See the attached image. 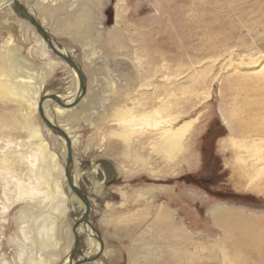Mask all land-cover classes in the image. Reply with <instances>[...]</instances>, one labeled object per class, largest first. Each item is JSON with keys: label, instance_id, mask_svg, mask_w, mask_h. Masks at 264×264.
<instances>
[{"label": "rangeland", "instance_id": "rangeland-1", "mask_svg": "<svg viewBox=\"0 0 264 264\" xmlns=\"http://www.w3.org/2000/svg\"><path fill=\"white\" fill-rule=\"evenodd\" d=\"M25 1L35 5L36 0ZM63 1L51 12H45V28L53 43L56 42L55 48L83 69L85 89L82 93L87 97L70 118L69 125L77 136L71 148L80 172L75 181L82 189L89 186V191L85 189L84 192L91 207L88 220L94 238L103 244V250H108L106 256L99 254L102 260L106 264H176L171 256H162L159 251L171 239L146 238L144 243L132 248L137 232L149 225L154 211L166 200L184 218L189 230L201 232L193 234L197 245H209L207 236H210L222 245L232 264H264V166H261L264 159L255 161L263 171L253 170L254 183L258 187L247 186L239 175L249 161H238L237 150L226 143L228 136H242L237 127L253 120L264 122V82L260 80V84L256 75L245 73L246 69L257 65L249 62L250 53L255 58L264 55V0H122L118 24L115 12L121 0ZM8 2L6 5L0 0V47H5L10 37L12 44L17 45V55L26 57L38 69L45 68L50 58L59 61L41 89L42 95L46 90L53 95L55 88L68 78L65 73L72 66L51 50L32 25L16 16L10 0ZM83 13L87 19L80 22L78 18ZM67 22L72 26L69 30L64 28ZM30 26L45 42L48 55L32 52L35 40L31 38ZM107 31L115 33L116 43L107 42ZM64 48L70 50L65 52ZM139 54L148 56L146 60L152 59L158 65L164 62L170 72L178 67L179 72H183L179 75L181 82L187 81L192 69L195 73V92L184 93L181 102L185 110L183 118L197 113L198 118L182 151L172 161L150 160L149 169H154V173L148 169L137 171L126 158L121 141L109 136L113 125L104 121L107 119L105 113H111V81L116 82L117 87L129 86L132 90L138 72L134 57ZM3 64L0 60V66ZM235 67L244 72L237 73ZM2 90L0 88V224H5L3 229L8 233L13 229L17 201L25 199L12 195L18 190L27 195L37 185L32 174L35 166L25 157L28 146L26 114L20 102ZM40 111L37 108L32 120L40 124L50 151L56 154V160L64 168L67 156L62 165L60 146L53 134L47 133ZM237 111L234 116L232 113ZM247 154V159L263 158L264 149L254 156ZM95 161L101 162L104 170L110 172L103 184L105 190L100 192L91 188L98 175L91 171ZM66 179V176L60 177L67 203L72 191ZM51 203L41 209V216H47L51 224H60L50 213ZM56 204L62 213V203ZM69 205L66 204L67 211L61 221V224H74L69 231L72 232L71 245L65 253L78 258L75 247L85 249L87 242L81 234L75 237L73 228L84 219L82 214L75 222L72 218L79 212H74ZM135 209L137 212L133 211ZM129 210L136 213L135 219L114 220L115 215L127 214ZM215 212L223 213V219L217 223ZM230 212H240L245 220L239 223L228 220ZM102 215L106 220L101 219ZM239 232L245 235L238 236ZM5 240V236H1L0 247H6ZM175 241L186 250L193 245L189 239ZM217 252L216 247L200 251L186 264H218L214 257ZM78 263L90 264V260L81 259Z\"/></svg>", "mask_w": 264, "mask_h": 264}, {"label": "bare ground", "instance_id": "bare-ground-1", "mask_svg": "<svg viewBox=\"0 0 264 264\" xmlns=\"http://www.w3.org/2000/svg\"><path fill=\"white\" fill-rule=\"evenodd\" d=\"M8 1L9 0H3L6 5L9 4ZM18 1L23 3L24 6H28H26L27 8L25 7L27 11L30 15H33L44 28L47 24H45V12H51L57 5L64 2L63 0H36L34 3L35 5H31L25 0ZM122 2L121 0L118 6H116V24L119 23L120 14L122 12ZM12 4L13 1L10 0L11 8ZM85 17L86 14L83 13V16H80L78 19L81 22L84 21ZM64 26L65 25H63V27ZM71 27L70 23L67 22L64 28L69 30ZM30 30H33L32 26H30ZM33 32L34 31H32L33 35L31 38L35 40V44H33L34 49H32V52L39 53L41 56L48 55L45 42L37 36L38 34ZM107 36V42L109 44L111 42L116 43L117 37L114 32L107 31ZM6 42L7 45L5 47H0V51L4 53V55L0 56V60L4 63L0 66V77H2L0 78V88L3 89V92L16 98L15 101L20 102L21 108L26 114L25 127L28 132V146L25 157L35 166L32 174L37 186L30 190L27 195L20 194V190H18L16 194L14 192L12 195L13 197L17 196L18 198L25 199H23L22 202L17 201L18 209L13 213V229L7 233L3 229L5 224H0V245L2 244L1 236H5L6 239V247H0V264H81L78 263L81 259L90 260V264H106L99 254L102 253L105 255L108 250H103L102 242V245H100V242H98L99 240H95L92 224L89 220L79 221L80 216L85 211L84 209H86V202L89 203L88 197L84 192L89 186H85V189H82L75 181L78 180L80 172L77 168L76 157L74 155H72L74 163H71L68 168L70 179L73 184H75L77 193H83L87 198L84 199L79 197L72 191L70 185H68L72 194L67 203L70 204L69 206L74 212H79V215L72 219H75V222L79 221L76 224L77 228L83 229L79 231L76 227L73 228L74 235L76 237V235L81 234L80 236L85 237L87 246L85 249H76L75 247L74 251L79 252L78 258L72 257V254L69 252L65 253L71 245L72 232L70 233L69 231L72 225H74L61 224L62 219H64L63 215L65 214L67 204L63 191V182L60 180V177L66 176V174L63 173V169L65 171V166L63 168L56 160V154L50 151L49 142L46 140L47 136L42 134L40 124L32 120L33 113L39 108V111L41 110V115L47 121L60 127L61 131L53 130L49 128L43 120V124L47 127V133H52L60 146V156L63 159H61L62 165H64L65 157L67 156V141L70 142L71 146L77 141V136L73 133L69 125L71 121L70 118L77 113L87 97V94L84 95L82 93L85 89V79H83L82 74L83 69L77 65V71L71 65L72 68L66 70L65 74H67L68 78H64V84L62 83L57 89L55 88L56 91L53 94V99L52 97L48 98L47 95L50 96L51 94L49 90H46L42 95L41 89L44 87L46 79L52 70L59 65V61L50 58V62L46 64L45 68H35L29 59L17 55V45L12 44L10 37L6 39ZM54 45H56V42H54ZM143 46L145 47V45ZM64 49L65 52L70 50ZM142 49L144 50V48ZM135 50L136 49H134V51ZM140 54L134 57L136 61V71L138 72L136 74V86H134L132 90L129 86L117 87L116 82L111 81L109 89L111 90L113 101L110 103L108 99L111 113H105L107 119L104 121L110 122L113 125L109 130V136L121 141L126 149V158L129 159L130 163L135 166L136 169L138 168L137 171L148 169L150 173H154L156 172L154 169H149V164H151L150 160L152 158H159L167 163L172 161L176 155L182 151L193 123L196 122L198 118V113L192 117L183 118V112L185 113V110L181 102L182 99H184L182 96L184 93L191 94V92H195L193 89L195 84V73L193 74L194 69H192L188 75L187 81L181 82L179 80L183 72H179L180 70L178 67H175L174 72H170L167 69L168 67H166L167 65H164V62V64L161 63V65H158L152 59L146 60L148 56H145V53L143 56ZM250 54L252 55L249 56V62H255L257 65L249 68L247 67L248 69H242H246V75H256L257 82L261 84V82H264V55L255 58L253 53ZM61 59L63 58L61 57ZM17 61L18 63L15 64ZM149 64L152 66L148 68ZM161 69L165 70L163 71ZM234 69H237V73L239 70V72H244L238 67ZM189 80L190 83L188 84L187 82ZM260 80L261 82H259ZM78 86L81 87V89H78ZM176 90H179V93H177ZM45 96H47V98ZM186 99H188V97ZM232 114L236 116L238 111ZM0 119H2V115H0ZM243 121L244 120H242V125ZM239 125L241 124L239 123ZM237 128L242 136H228L226 143L229 142L228 144L237 150L238 154L236 158L238 161H249L247 163L248 165H245L242 173L239 175L241 181L243 180L247 186H256L254 183L255 177L253 175V170L257 168V170L260 169L263 171L261 166L264 165L259 167L255 161L262 160L264 157H256L252 160L246 157L248 156L247 153H249V156H254L257 152L264 149V122L253 120L251 123ZM103 139L104 136L102 137V140ZM101 165V162L97 164V161H95L91 169L94 175H99V177L97 175V179L95 180L96 183H94L95 185L93 186L92 184L93 187L91 188H96L99 192L105 190L103 184L110 176V172L104 170ZM135 167L133 169H135ZM50 176H52V178H50ZM92 189L90 191H92ZM80 200L84 204L81 203ZM57 202L62 203V213L59 205L56 204ZM49 203H51V215L57 218L60 224H51L52 222L47 216H41V209ZM120 204H123V202H120ZM133 211L137 212L136 209ZM133 211L129 210L127 214L122 213L115 215L114 220L117 222L132 221L135 219L136 214L132 213ZM104 216L105 215L101 216L102 220H106ZM227 218L237 223L245 220L243 214L241 215L240 212H230ZM222 219V212L214 214V221L216 223ZM81 222L83 224H81ZM148 224L146 228L137 232L133 239L132 248H136V245L142 243V241L144 243L146 238H150V240H157L159 238L171 239L172 241H168L165 244L166 247L159 251H161L162 256H171V260L176 264L190 263L198 256L200 251H208L211 247H216L218 249V252L214 256L218 264H232L227 252L222 245L216 242L215 238L207 236L209 245H197L196 240L193 238V234L198 235L201 232L189 230L186 227L184 218L178 215L176 209L172 208L166 200L154 211ZM83 225L85 228L82 227ZM217 226L221 228L219 225ZM237 235L243 236L245 232H239ZM256 237H258V234ZM177 239H183L184 241H188V239L191 240L193 244L191 249L186 250L179 247L177 245L178 243L175 241Z\"/></svg>", "mask_w": 264, "mask_h": 264}, {"label": "water", "instance_id": "water-1", "mask_svg": "<svg viewBox=\"0 0 264 264\" xmlns=\"http://www.w3.org/2000/svg\"><path fill=\"white\" fill-rule=\"evenodd\" d=\"M13 4H12V9L14 11V13L16 14V16H18L21 19L27 20L32 26H34L36 32H38L41 37L43 38V40L46 42V44L51 48V50L58 55L59 57H62L67 63H69L70 65H72L77 71H78V66L76 64V62L70 57L67 56L66 54H63L62 52H59L53 43V39L52 36L50 35L48 29L44 28V26H42L37 19L33 16L30 15V13L27 11V9L25 8L24 4L21 3L18 0H12ZM52 98H54V96L52 94H50ZM41 114V113H40ZM42 120H44L45 124L56 131H61L60 127L53 125L52 123H50L49 121H47L42 115ZM73 162V156H72V148H71V144L69 141H67V161H66V167H65V174L67 177V182L68 185H70L72 191H74L79 197H82L84 199H86L87 197L83 194V193H77V189L75 187V184H73L72 180L70 179V175H69V165ZM90 205L88 202H86V209L82 215V219H84L85 221L88 220V215H89V211H90ZM75 242L78 243L77 239L75 238Z\"/></svg>", "mask_w": 264, "mask_h": 264}, {"label": "crops", "instance_id": "crops-1", "mask_svg": "<svg viewBox=\"0 0 264 264\" xmlns=\"http://www.w3.org/2000/svg\"><path fill=\"white\" fill-rule=\"evenodd\" d=\"M76 225V224H75ZM76 227H77V225H76Z\"/></svg>", "mask_w": 264, "mask_h": 264}]
</instances>
